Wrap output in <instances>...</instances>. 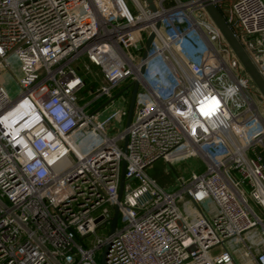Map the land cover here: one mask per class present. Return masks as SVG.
I'll return each instance as SVG.
<instances>
[{
	"label": "built area",
	"instance_id": "built-area-1",
	"mask_svg": "<svg viewBox=\"0 0 264 264\" xmlns=\"http://www.w3.org/2000/svg\"><path fill=\"white\" fill-rule=\"evenodd\" d=\"M153 3L0 0V264H264V0Z\"/></svg>",
	"mask_w": 264,
	"mask_h": 264
},
{
	"label": "water",
	"instance_id": "water-1",
	"mask_svg": "<svg viewBox=\"0 0 264 264\" xmlns=\"http://www.w3.org/2000/svg\"><path fill=\"white\" fill-rule=\"evenodd\" d=\"M146 1L148 2L150 9L152 11H155L156 9H155L153 0H146ZM204 8H205L206 12L208 13V15L210 16V18L212 19V21L214 22V24L217 26V28L221 32V34L223 35V37L225 38L226 42L228 43V45L230 46V48L232 49V51L234 52V54L236 55V57L238 58L240 63L242 64V66L245 69L246 73L249 75V77L251 78L252 82L255 84V86L257 87L258 91L260 92V94L264 98V79L262 78L260 73L257 71L255 66L253 65L252 61L250 60V58L246 54L245 50L240 45V43L237 41V39L233 35L232 31L230 30V28L226 24L225 20L223 19V17L219 13V11L214 7V5H212L211 3H204ZM156 27H157V29L160 27V22L157 23ZM154 38H155V34L152 33L149 36V38L147 39L146 51L144 52V55H143L144 59L147 57V52L150 49ZM138 88H139L138 83H135V85L133 87V90H132V94H131V99H130V104H129V111H128V117H127V120H126V126L127 127H129L131 125V122H132V116H133V111H134V108H135V101H136ZM127 142H128V136L125 137V142H124V147L125 148L127 146ZM124 180H125V164H123V167H122L121 183H120V189H119V194H118V205L115 208L114 217H113V220H112V223H111V234L116 231L117 224H118V218H119V212H120L119 204L121 202V198H122V194H123ZM0 206L3 209H5V210H7V208H8V206L1 199H0ZM12 216L15 218L16 222L25 230L26 233H29V234L31 233V230L29 229V227L25 223H22L17 218L16 215H12ZM32 239L37 244H39L38 239L36 238V236L33 235ZM109 246L110 245H108L105 248V252H104L105 254L107 253V251L109 249ZM40 247L54 261L55 264H61L51 254L50 250L46 246L40 245Z\"/></svg>",
	"mask_w": 264,
	"mask_h": 264
},
{
	"label": "rangeland",
	"instance_id": "rangeland-1",
	"mask_svg": "<svg viewBox=\"0 0 264 264\" xmlns=\"http://www.w3.org/2000/svg\"><path fill=\"white\" fill-rule=\"evenodd\" d=\"M90 82H91V79H87V88L81 94L85 98V100L82 103L92 99L91 96L89 95L88 91L93 89L96 85H89ZM11 91H12V93H14V92L17 93V91H18L17 86L12 85ZM117 133H118V131L116 132V130H115L111 135H115ZM120 145L123 146V143L121 142ZM194 165H196L195 162H192L190 164H189V162H187L184 165H179L176 168V170L178 173L179 172L180 173L190 172L192 170L191 166H194ZM173 170L174 169L171 168L165 162L159 161L155 165H153L151 168H149L147 170V173H149L152 177L157 179L159 184L163 188L170 190V191H173L174 189L177 188V186H176V173ZM102 253H99V255L97 256V260L99 263L102 262V259H101Z\"/></svg>",
	"mask_w": 264,
	"mask_h": 264
},
{
	"label": "crops",
	"instance_id": "crops-1",
	"mask_svg": "<svg viewBox=\"0 0 264 264\" xmlns=\"http://www.w3.org/2000/svg\"><path fill=\"white\" fill-rule=\"evenodd\" d=\"M253 240H254V238L252 237V238H251V241H253Z\"/></svg>",
	"mask_w": 264,
	"mask_h": 264
}]
</instances>
